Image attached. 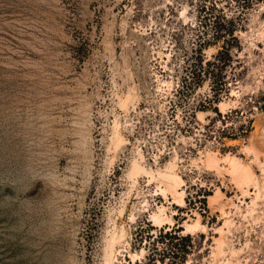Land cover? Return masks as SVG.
<instances>
[{
	"label": "rangeland",
	"instance_id": "obj_1",
	"mask_svg": "<svg viewBox=\"0 0 264 264\" xmlns=\"http://www.w3.org/2000/svg\"><path fill=\"white\" fill-rule=\"evenodd\" d=\"M255 123L264 137V0H0V264H264Z\"/></svg>",
	"mask_w": 264,
	"mask_h": 264
},
{
	"label": "bare ground",
	"instance_id": "obj_2",
	"mask_svg": "<svg viewBox=\"0 0 264 264\" xmlns=\"http://www.w3.org/2000/svg\"><path fill=\"white\" fill-rule=\"evenodd\" d=\"M223 104L220 103L218 105L222 110L224 109ZM260 126L256 124V130L251 134L250 138L248 139L247 145L245 146L247 154H251L253 156L255 164H257L258 166L261 165L260 159L264 157V137H262L261 135L262 133L260 130ZM205 162L209 167L216 168V170L218 171L227 172L229 175H231L235 181L236 188L238 189V191H241L242 195L245 194V191H243L244 187H247L249 185H257L256 175L250 164H246L234 156L227 155L226 157L220 159L215 153H207L205 156ZM134 168L138 171L142 170L141 166L138 164H134ZM168 168L170 169L169 171H158V174L165 186L162 192L170 190L174 203L178 206H183L184 193L182 191H178V187L182 183V179L176 172L173 171L172 165H170ZM224 199L225 195L218 190L214 195L208 197V204L211 213H213L216 208H218L221 213H223L224 207L226 206V204H228L224 202ZM164 212L165 208L161 207L160 214H163ZM194 216V220L189 219V221L185 223L184 232L188 233L189 231H200L203 228L200 222V216L198 214H195ZM152 219L156 223H160L161 221H163L160 215H154ZM222 231L223 227L217 229L219 239L221 238Z\"/></svg>",
	"mask_w": 264,
	"mask_h": 264
},
{
	"label": "trees",
	"instance_id": "obj_3",
	"mask_svg": "<svg viewBox=\"0 0 264 264\" xmlns=\"http://www.w3.org/2000/svg\"><path fill=\"white\" fill-rule=\"evenodd\" d=\"M179 231L178 230H171V231H169V232H165L163 235L160 233V240H166V239H169V240H173V239H179V240H181V241H184V242H189L190 241V236H188V235H186V236H180L179 235V233H178ZM171 252H172V250H170ZM187 251V249L185 250V252ZM173 253V256H172V258H176L177 257V255H179V254H175L174 252H172ZM164 255H165V252H164ZM169 255V254H168ZM174 262H172V264H173Z\"/></svg>",
	"mask_w": 264,
	"mask_h": 264
}]
</instances>
